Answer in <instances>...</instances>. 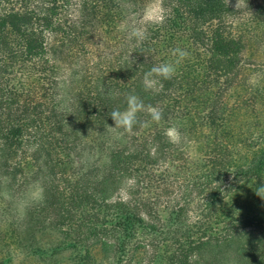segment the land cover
<instances>
[{"label": "trees", "instance_id": "1", "mask_svg": "<svg viewBox=\"0 0 264 264\" xmlns=\"http://www.w3.org/2000/svg\"><path fill=\"white\" fill-rule=\"evenodd\" d=\"M152 1L0 0V264H264V0Z\"/></svg>", "mask_w": 264, "mask_h": 264}, {"label": "clouds", "instance_id": "2", "mask_svg": "<svg viewBox=\"0 0 264 264\" xmlns=\"http://www.w3.org/2000/svg\"><path fill=\"white\" fill-rule=\"evenodd\" d=\"M144 16L148 17L147 11H145ZM165 19L166 16L164 10L163 8H161V11L158 16H152L148 19L131 24L127 28L128 39L135 40L137 43H142L148 37L146 25L149 23L162 24ZM172 55L177 57L174 63L165 62L160 63L158 65H154L148 72L145 73L146 86L157 84L161 79H172L177 73V66L183 60L188 58L190 53L187 50L177 47L172 50ZM126 102L127 107L125 110L121 111L119 109H113L110 113V117L115 124V126L112 128L123 129L125 132L131 133L133 131L134 126L139 123L137 119L138 113L144 111H147V113L150 115L152 122L159 123L163 118L162 109L151 105L146 106L143 100L135 94L128 95L126 98ZM141 126H147V122L141 123ZM166 135L174 143L179 142L182 138V133L175 126L168 128L166 130ZM256 193L261 197V194L264 193V183L260 185Z\"/></svg>", "mask_w": 264, "mask_h": 264}, {"label": "rangeland", "instance_id": "3", "mask_svg": "<svg viewBox=\"0 0 264 264\" xmlns=\"http://www.w3.org/2000/svg\"><path fill=\"white\" fill-rule=\"evenodd\" d=\"M231 3L235 4L237 3V0H229ZM146 11L148 12V17H146L147 19L149 17L152 16H158L160 13V10L158 8V3L157 1H152V3L148 6V8L146 9ZM38 190L37 188H33L28 194L25 195V199L28 197H33L35 195H37ZM24 199V198H23Z\"/></svg>", "mask_w": 264, "mask_h": 264}]
</instances>
